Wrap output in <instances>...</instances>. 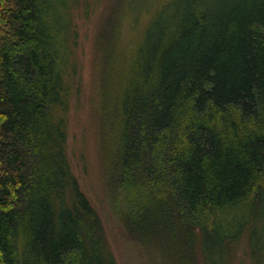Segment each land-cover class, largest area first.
I'll use <instances>...</instances> for the list:
<instances>
[{"label": "trees", "instance_id": "obj_1", "mask_svg": "<svg viewBox=\"0 0 264 264\" xmlns=\"http://www.w3.org/2000/svg\"><path fill=\"white\" fill-rule=\"evenodd\" d=\"M100 1L0 0V264H118L111 225L145 264H264V0H164L129 49L108 0L84 103Z\"/></svg>", "mask_w": 264, "mask_h": 264}, {"label": "rangeland", "instance_id": "obj_2", "mask_svg": "<svg viewBox=\"0 0 264 264\" xmlns=\"http://www.w3.org/2000/svg\"><path fill=\"white\" fill-rule=\"evenodd\" d=\"M163 2L164 0H132L129 12L127 15L125 14L122 16L121 23L119 24L121 40L128 47V49L133 46L131 45V42L138 38L142 27L146 25L151 14H154ZM107 4L108 0H101L97 10L89 16L82 12L84 4L78 5L76 8V13H79L76 23L82 48L81 50L79 49V55L83 60L82 79L85 93L83 92L82 100L84 103L86 101L84 96L87 97V91L90 89L91 82V42L93 40V36H95V31L98 30L99 26L105 20L106 15L109 13V9H106ZM88 116H90L89 112H85L82 109L79 110L77 114L75 113L69 131V148L73 150L76 155V158L73 157V168L77 175H79V172L81 171L78 158L80 157L79 153L81 151L79 148L80 140L83 136H85L88 141L87 151L91 152L92 136H90V132L85 126ZM93 173L94 169H92V175L93 182L96 184L97 181L94 178ZM86 179H88V177H85L82 181L84 185H87V182L89 181L87 180L86 182ZM110 228L111 230L109 229L110 233H108V237L118 264H145L142 254L133 248L131 249L130 244L124 237L121 236L119 228L114 225H111Z\"/></svg>", "mask_w": 264, "mask_h": 264}]
</instances>
